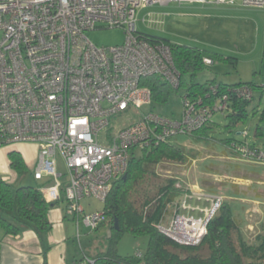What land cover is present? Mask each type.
Masks as SVG:
<instances>
[{
  "label": "built area",
  "instance_id": "2783aa9c",
  "mask_svg": "<svg viewBox=\"0 0 264 264\" xmlns=\"http://www.w3.org/2000/svg\"><path fill=\"white\" fill-rule=\"evenodd\" d=\"M171 2L264 9V0H0V149L37 147L33 179L48 202L65 203L64 214L76 230L80 223L89 230L104 223L103 211L86 214L81 201L105 202L112 184L126 175L132 153L208 122L207 109L198 110L186 96L180 98L179 119L141 113L151 105L143 79L158 77L176 89L180 75L168 44L137 32L136 12ZM99 27L122 29L124 42L94 45L85 33ZM203 63L212 65L207 58ZM133 112L141 113L138 121L111 125L112 118ZM236 152L264 161V152L244 147ZM58 157L64 173L57 171ZM194 185L184 191L168 224L158 226L186 247L202 242L223 202Z\"/></svg>",
  "mask_w": 264,
  "mask_h": 264
},
{
  "label": "rangeland",
  "instance_id": "374dc122",
  "mask_svg": "<svg viewBox=\"0 0 264 264\" xmlns=\"http://www.w3.org/2000/svg\"><path fill=\"white\" fill-rule=\"evenodd\" d=\"M135 19L136 30L140 34L154 36L171 44L198 48L225 59L230 58L206 66L197 75V83L206 84L215 80L226 85L252 83L264 87V9L244 8L239 4L210 6L171 2L138 8ZM85 35L98 47L119 46L126 37L122 29L100 27L86 32ZM180 96L181 92H172L168 103L153 101L151 105L144 106L141 113L152 112L166 118L179 119L182 114ZM259 96L260 93L255 91L254 99L247 109V119L231 132L226 130L228 119L225 114H215L211 129L208 130L209 139L206 141L185 136L175 138V142L182 144L186 152L195 154V160L184 164L163 162L157 165L153 173L147 175L137 186L134 200L142 204L147 198L155 197L159 187L167 185L170 179H176L188 186L196 184L194 186L203 191L212 190L231 205L239 232L248 244H253L257 237L264 235V162L256 157L251 160L242 157L239 159L223 144L227 139L243 140L241 133L245 131V141L264 152V137L254 135L258 125L264 127V123L260 121V113L264 109V95L263 99H259ZM141 113L133 112L123 119L112 118L111 125L132 124L140 119ZM8 150L23 153L31 169L21 175L11 170L4 173L7 169ZM33 157L32 148L19 146L0 152V182L10 185L13 190L21 186L37 187L40 183L32 176L36 162ZM57 171L64 173L59 157ZM61 181L64 182V179ZM81 205L86 214L104 209V202L95 198L83 199ZM108 232L106 223L96 230H89L82 223L76 230L74 225L68 239L67 256L70 260L75 259L78 264H84L85 257L105 252ZM235 237L236 234L234 239ZM147 243V236L125 233L118 240L117 253L122 257H143ZM200 254L205 256L206 251H200Z\"/></svg>",
  "mask_w": 264,
  "mask_h": 264
},
{
  "label": "trees",
  "instance_id": "16d2710c",
  "mask_svg": "<svg viewBox=\"0 0 264 264\" xmlns=\"http://www.w3.org/2000/svg\"><path fill=\"white\" fill-rule=\"evenodd\" d=\"M140 35L150 42L163 41L168 44L174 66L180 75L176 89L158 77L143 79L141 85L150 90L151 103L156 101L166 104L172 92H181L180 98H190L198 110L207 109L210 117L207 123L192 133L177 135L157 147H151L139 154H131L126 178L122 177L112 184L104 202V223L109 227L106 251L97 257L85 259L92 260L93 264H264V235L257 237L253 244H248L239 232L231 205L224 202L223 197L220 209L207 225L206 235L195 247L178 245L158 229V226L168 224L188 185L170 179L167 185L159 187L155 197L147 198L142 204L134 200L137 186L147 175L153 173L157 165L163 162L184 164L195 160V154L186 152L182 144L175 142V138L185 136L194 137L197 141H206L209 139L208 130L211 129L215 114H225L228 119L226 130L231 132L247 119V109L254 99V92L258 91L259 99H263L264 87L252 83L226 85L215 80L199 84L196 77L206 67L203 59H210L213 64L230 58L225 59L194 47L171 44L154 36ZM246 90L249 91L248 97L246 93L243 94ZM222 105L224 108L220 109ZM260 121L264 123V109L260 113ZM241 135V141L227 139L223 142L230 153L242 159L236 152L237 149L244 147L251 151L263 152L245 141L247 133L243 135L242 132ZM254 135L264 137V127L258 125ZM7 157L11 170L18 175L27 172L23 158L18 152L12 151ZM40 187L38 184L37 187L21 186L13 190L10 185L0 182V230L5 236L11 237L32 231L42 245L43 264H47L49 247L45 245V238L52 228L48 212L57 204L48 202L41 194ZM205 192L216 195L212 190ZM125 233L148 237L143 257H122L117 253L118 240ZM200 251H206V255H201ZM74 264L78 262L74 261Z\"/></svg>",
  "mask_w": 264,
  "mask_h": 264
},
{
  "label": "crops",
  "instance_id": "0c3cea01",
  "mask_svg": "<svg viewBox=\"0 0 264 264\" xmlns=\"http://www.w3.org/2000/svg\"><path fill=\"white\" fill-rule=\"evenodd\" d=\"M16 146L21 148H32L34 151L33 158H37L38 149L35 145L20 144ZM3 150L4 149H0V152ZM10 152L12 151L8 150L6 153L7 169L4 170V173H9L11 170L7 157ZM19 154L22 156L26 168L31 169L25 155L23 153ZM64 208L65 203L60 202L48 212V219L52 228L45 238V245L49 247L46 255L47 264H74L75 261V259L70 260L67 256L69 251L68 239L72 234V227H74L75 224L71 217L64 214ZM0 240V264H43L42 245L32 231L22 232L16 237L5 236L3 232L0 231ZM98 254L99 253L93 254L90 257H97Z\"/></svg>",
  "mask_w": 264,
  "mask_h": 264
},
{
  "label": "water",
  "instance_id": "95a60500",
  "mask_svg": "<svg viewBox=\"0 0 264 264\" xmlns=\"http://www.w3.org/2000/svg\"><path fill=\"white\" fill-rule=\"evenodd\" d=\"M125 178H126V175L123 176V179H125Z\"/></svg>",
  "mask_w": 264,
  "mask_h": 264
}]
</instances>
